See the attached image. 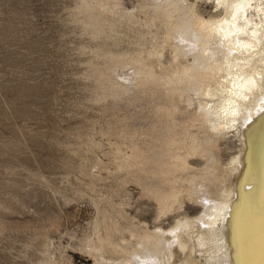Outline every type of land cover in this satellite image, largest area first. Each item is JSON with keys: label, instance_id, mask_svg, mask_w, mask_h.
I'll return each mask as SVG.
<instances>
[{"label": "rangeland", "instance_id": "rangeland-1", "mask_svg": "<svg viewBox=\"0 0 264 264\" xmlns=\"http://www.w3.org/2000/svg\"><path fill=\"white\" fill-rule=\"evenodd\" d=\"M150 1L0 0V264H121L143 235L202 212L184 195L160 213L132 159L157 104L196 109L153 97L125 59L140 54L163 78L192 62ZM208 2L195 0L204 18L217 12ZM231 136L218 137L224 169L239 154Z\"/></svg>", "mask_w": 264, "mask_h": 264}, {"label": "bare ground", "instance_id": "bare-ground-1", "mask_svg": "<svg viewBox=\"0 0 264 264\" xmlns=\"http://www.w3.org/2000/svg\"><path fill=\"white\" fill-rule=\"evenodd\" d=\"M152 1L165 42L192 62L163 78L140 54L125 59L153 97L176 95L196 109L175 98L157 104L154 130L132 159L160 213L181 208L184 195L202 212L143 235L121 264H264V0H208L217 12L207 18L195 0ZM227 133L240 149L224 169L218 137ZM193 157L204 160L201 171ZM172 246L183 255L178 262Z\"/></svg>", "mask_w": 264, "mask_h": 264}]
</instances>
